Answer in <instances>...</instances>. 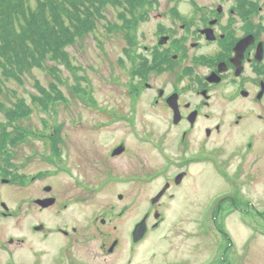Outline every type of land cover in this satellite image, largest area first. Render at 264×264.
Listing matches in <instances>:
<instances>
[{
    "label": "flooded vegetation",
    "instance_id": "flooded-vegetation-1",
    "mask_svg": "<svg viewBox=\"0 0 264 264\" xmlns=\"http://www.w3.org/2000/svg\"><path fill=\"white\" fill-rule=\"evenodd\" d=\"M158 5L163 10L156 17L159 25L154 46H144L140 64L133 62L138 56L131 41L124 52L126 65L130 62L128 111L132 123L129 128L140 129L137 141L133 137L132 140L141 146H150L152 153L164 158L163 163L145 174L126 172L118 178L102 179L104 187L112 183L120 187L116 198L113 194L117 200H110V211L105 216L87 217L74 213L69 217L72 203L59 199L53 183L37 186L41 193L30 199L29 196L19 197L15 202L7 200L11 191L3 192L7 198L0 193V222L13 219L19 231L9 235L4 228L0 229V264H144L135 249L148 242L151 228L155 224L160 227L167 214L159 210L163 219L160 216L151 222L156 209L152 213L154 208L150 207L140 219L122 224L113 216L115 209L130 207L126 205L124 194L134 192V184L140 183L158 187L156 195L149 197V203L165 190L157 204H164L161 209L170 208L165 204L169 201L175 208L178 190L202 176L201 172L193 174L195 179L191 181L192 168L196 166L216 167L228 183V188L203 204L199 227L204 234L210 233L212 216L218 214L215 216L221 229L218 236L221 240L233 239L228 219L240 208L239 203L249 205L256 199L250 192L252 184H264V0H165ZM150 10L143 11L147 20ZM155 78L160 80L158 86ZM147 91L152 93L149 100H145ZM139 102H144L142 114L145 110L150 111L149 108L156 111L159 122L155 120L150 128L162 130L160 136L155 131L150 132L157 138L156 142L149 131L141 129ZM103 109L111 116L94 122V128L98 130L111 125L117 118L113 114V105ZM132 112L135 113L133 117ZM147 117L151 115L147 113L144 118ZM36 139L24 141L31 145ZM41 144L48 151V161L53 146L49 142ZM133 147L127 136H121L110 148V155L114 160H123L124 166L128 167L133 165ZM4 152L9 155L7 149ZM37 153L33 150L29 159L26 156L24 164ZM125 157L127 159H121ZM49 168L30 176V183H36L42 173L49 175ZM107 170L111 174L109 167ZM27 177L28 174L19 176L16 172L7 182L5 178L0 182L10 187L17 180L26 182ZM86 181L83 187L87 185L85 188L95 191L89 188V179ZM136 188L137 192L145 190L144 186L137 185ZM246 189L250 194L247 195ZM190 199V203H195L192 195H186L184 203ZM225 202H231L230 208L220 214V206ZM95 208L91 209L94 214ZM145 216V233L135 241L134 231ZM98 236V248L94 252L87 251L86 245ZM125 245L127 249H123ZM183 263L189 264L180 260L161 264Z\"/></svg>",
    "mask_w": 264,
    "mask_h": 264
},
{
    "label": "rangeland",
    "instance_id": "rangeland-1",
    "mask_svg": "<svg viewBox=\"0 0 264 264\" xmlns=\"http://www.w3.org/2000/svg\"><path fill=\"white\" fill-rule=\"evenodd\" d=\"M152 1L155 2L154 5L148 7L147 4ZM163 1L165 0L142 1L135 16L128 14V19L135 20V23L129 26L124 25L121 16L123 8L108 5L96 29L66 49L69 60L65 63L48 61L41 68L38 66L22 76L17 75L16 78L6 79L5 75H2L4 84L3 91L0 93L2 104L0 141L3 138L5 141L0 151V180L3 178L10 180L11 175L16 172L19 176L28 174L26 182L17 180L10 187L0 182L1 194L5 196L3 192L11 191L8 198L5 196L8 201L15 202L19 197L28 196L30 199L31 196L41 193L37 191V186L53 183L59 199L72 203L69 217L74 216V213L87 217L105 216L110 211V200L112 202L117 200H115V194L119 192L120 187H117L115 183L104 187L102 179L106 177L108 179V176L118 178L126 172L139 171L145 174L163 163L164 158L152 153L150 146V148L141 146L135 142L140 136V129L129 128L132 123L129 121L131 117L128 111L130 62L128 61L129 65L128 63L126 65L127 56L124 52L131 41L133 50L138 56L133 59V62L140 64L144 46L150 48L154 46L156 28L159 25L156 17L160 10H163V7L159 9L158 2ZM148 8L152 9L149 20L143 14V11ZM108 24L111 26L110 29L107 28ZM53 66L54 69H58L57 77L55 70L52 69ZM159 81L155 78L156 86ZM53 85L56 86L54 90H52ZM41 89L47 90L48 96L44 97ZM147 93L148 98L145 100L152 97V93L149 91ZM19 102L21 109L24 110L22 117L16 120L13 117L15 124L9 125V116L5 111ZM143 103H138V113H141ZM112 105L113 108L115 107L113 114L117 117L115 121L101 130L95 129L94 122L97 119L111 116L110 113L104 112L103 107ZM149 109L150 111L147 110V112L145 110L144 115L139 114L141 127H143L141 129L143 132L149 131V135L156 142L157 138L150 132L155 131L160 136L159 132L161 133L162 130L150 129L155 120L159 122V119L156 111ZM147 113L151 117L144 118ZM134 114L132 112V117ZM17 132L22 135V138L37 139L30 145L24 141L25 139L21 140V137L15 135ZM158 135L155 134L156 137H159ZM121 136H127L134 146L133 165L128 167L124 166L123 160H114L110 155V148L120 140ZM169 137V131H167V141ZM15 142H17L16 145H14ZM42 142H49L53 146L52 157L48 161V151L41 147L44 146ZM139 142H142L141 139ZM5 149L9 151V155L5 154ZM33 150L38 151L37 155L31 157L25 165L26 158L29 159ZM121 159H127V157ZM107 167L111 169V174ZM45 168H49L50 174L45 176L42 173L38 181L31 184L30 176L37 174L36 172L45 171ZM202 169L208 171L209 177L202 174L195 182L180 188L178 199L174 203L175 208H172L173 202L169 201H165V204L170 208L162 207L161 209L163 203L153 207L148 199L156 195L158 187L150 183H148L149 186L143 183L134 184V192L124 194L125 201L128 202L126 205L130 207L124 210L117 208L113 214L122 224L140 219L150 210V207L154 208L152 213L156 209L152 214L154 217L157 210L163 211L168 216L160 228L150 230L148 242L140 244L135 249L137 254L146 260L144 264H161L175 260L189 264H205L210 259V253L219 246L218 254L217 252L213 254L212 264H264V213H260V216L255 212L263 209L264 184H252L250 192L256 199L251 200L252 204L249 205L238 204L240 208H244L241 211H239L240 208L237 209L227 221L233 239L221 240L217 234L221 229L215 218L218 214H213V221L209 225L210 233L205 234L199 227V216L203 204L217 192L228 188V183L216 167L210 166L193 167L191 181L195 179L193 174L199 173ZM94 176L97 177L94 178ZM88 179V184L91 185L89 188L95 191H89L85 188L87 185L83 187ZM96 180L99 181L94 182ZM137 185L144 186L145 190L135 191ZM246 192L248 195L249 189H246ZM185 195L189 197L192 195L195 203H190L191 199L184 203L182 200ZM131 202H134V205ZM230 204L231 202L222 203L220 214L229 210ZM93 207H97L96 210L94 209L95 214L91 210ZM119 212L121 214H118ZM154 217L151 222L155 220ZM0 227V229L4 228V232L9 235L19 232L16 230L13 219L2 220ZM111 237H114L113 232ZM99 243L98 236L94 242L87 244L85 249L94 252ZM123 249H127V245Z\"/></svg>",
    "mask_w": 264,
    "mask_h": 264
},
{
    "label": "trees",
    "instance_id": "trees-1",
    "mask_svg": "<svg viewBox=\"0 0 264 264\" xmlns=\"http://www.w3.org/2000/svg\"><path fill=\"white\" fill-rule=\"evenodd\" d=\"M142 1L145 0H0V93L2 75L16 78L48 61H68L66 49L96 29L108 5L123 8L121 16L124 25L129 26L135 20L128 19V14L135 16ZM54 70L56 76L58 69ZM55 88L53 85L52 90ZM41 90L44 97L48 96L47 90ZM5 112L8 124L13 125V117H22L24 110L19 102ZM15 135L22 137L18 132ZM4 139L0 141V151Z\"/></svg>",
    "mask_w": 264,
    "mask_h": 264
},
{
    "label": "water",
    "instance_id": "water-1",
    "mask_svg": "<svg viewBox=\"0 0 264 264\" xmlns=\"http://www.w3.org/2000/svg\"><path fill=\"white\" fill-rule=\"evenodd\" d=\"M165 190L161 191L153 200L152 203L155 204L159 201V199L162 197V194L164 193ZM158 217V214L155 215ZM146 230V225H145V220H143L135 229L134 231V238L135 241H138L139 239L142 238Z\"/></svg>",
    "mask_w": 264,
    "mask_h": 264
},
{
    "label": "bare ground",
    "instance_id": "bare-ground-1",
    "mask_svg": "<svg viewBox=\"0 0 264 264\" xmlns=\"http://www.w3.org/2000/svg\"><path fill=\"white\" fill-rule=\"evenodd\" d=\"M200 172L203 173L205 175V177H209L207 170L203 169ZM185 199H186V195L183 197V200L182 201L184 202ZM145 261L146 260L143 258L142 261H141V263H144Z\"/></svg>",
    "mask_w": 264,
    "mask_h": 264
}]
</instances>
